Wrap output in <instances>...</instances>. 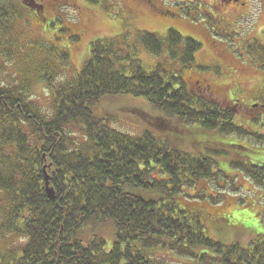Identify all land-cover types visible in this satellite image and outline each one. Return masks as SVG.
I'll return each instance as SVG.
<instances>
[{
	"label": "trees",
	"instance_id": "1",
	"mask_svg": "<svg viewBox=\"0 0 264 264\" xmlns=\"http://www.w3.org/2000/svg\"><path fill=\"white\" fill-rule=\"evenodd\" d=\"M25 15L11 0L0 1V71L9 57V28ZM118 38L90 43L68 81L56 83L61 68L39 74L46 108L25 79L0 77V264H264L263 233L246 244L207 237L193 201L213 199L203 183L221 195L231 175L215 169L208 144L195 154L181 148L184 136L193 144L195 131L238 134L262 145L264 134L237 127L233 106L189 89L183 71L193 66L198 42L173 29L164 40L143 33L138 42L164 57L145 69L131 58L130 42ZM121 95L145 99L157 112H129L149 127L138 135L115 129L114 116L94 111ZM171 129L180 135L173 141ZM236 167L264 185V163L243 157Z\"/></svg>",
	"mask_w": 264,
	"mask_h": 264
},
{
	"label": "rangeland",
	"instance_id": "2",
	"mask_svg": "<svg viewBox=\"0 0 264 264\" xmlns=\"http://www.w3.org/2000/svg\"><path fill=\"white\" fill-rule=\"evenodd\" d=\"M11 1L26 15L13 23L5 37L10 43L9 57L1 59L0 77L19 82L25 79L31 86L30 95L41 106L46 108L49 98L47 85L38 78L39 74L53 75L61 68L56 83L68 81L82 68L93 41L123 35L131 44V58L149 69L164 57L149 53L138 42L139 36L151 33L164 40L168 30L173 29L200 44L194 53L193 66L183 71L189 89L206 94L224 106H233L237 113L233 123L251 130L248 120L242 121L239 116L247 115L246 106L253 102L258 86L263 84L264 62L256 57L264 51V0H241L224 7L222 12L206 6L204 0H184L183 4L178 3L182 0H176L184 9H179L176 3L172 5L174 0H156L157 8H170L175 16L135 0H101L97 4L88 0H60V5L53 0H43V3L37 0L43 5L39 14L31 3ZM221 14L224 19H216ZM120 41L118 38L119 47L130 53ZM62 55L67 57L65 63L61 61ZM44 64L46 71L42 68ZM262 95L264 102V89ZM101 105L94 111H106L114 116L112 126L131 135H138L143 127H149L142 123L140 115L129 114L130 111L157 116L145 99L127 95L109 98ZM167 135L171 141L180 137L172 129ZM190 137L193 144L184 136L182 149L195 154L208 144L211 152L207 156L217 163L215 169L222 172V177L231 175L230 185L221 195L215 186L203 183L200 186L213 199L193 201L192 205L202 211L200 219L207 237L224 244L234 241L246 244L253 235L264 234V185L256 184L236 167L243 157L252 164L264 163V145L238 134L195 131Z\"/></svg>",
	"mask_w": 264,
	"mask_h": 264
},
{
	"label": "flooded vegetation",
	"instance_id": "3",
	"mask_svg": "<svg viewBox=\"0 0 264 264\" xmlns=\"http://www.w3.org/2000/svg\"><path fill=\"white\" fill-rule=\"evenodd\" d=\"M34 1V3L32 2V4L34 5H39L41 7V9H43V5L40 2H37V0H31ZM138 4L141 3H149L153 9H158L160 10L162 13L164 14H169V15H174V13H172V9L170 8H157V1L156 0H135ZM207 2L206 6L210 5L212 7V9H216L218 11L222 12V9L226 6H229L233 3H238L241 0H204ZM43 2V0H42ZM53 2L55 4H62L60 3V0H53ZM157 2V3H155ZM209 2V3H208ZM181 4L184 3V0L180 1ZM31 4V5H32ZM175 5V3H173ZM36 6V7H37ZM178 6V5H177ZM58 7V6H57ZM179 9H182L180 6H178ZM221 16V17H220ZM220 16H216V19L218 20H222L224 19V17L222 16V14ZM67 28V27H66ZM68 30H71L70 28H67ZM73 32V29L71 30ZM243 31V30H240ZM256 59H261L264 62V51L261 52ZM255 59V60H256ZM263 84L258 86L256 93L254 94L252 100L253 102L250 103L249 105L246 106V111H247V115H240L239 117H241L242 121H246L248 120V123L251 124V130L250 131H255V129L258 131L259 134L263 135L264 134V102H263V95H262V91L264 89V77H263ZM245 129V128H244Z\"/></svg>",
	"mask_w": 264,
	"mask_h": 264
},
{
	"label": "water",
	"instance_id": "4",
	"mask_svg": "<svg viewBox=\"0 0 264 264\" xmlns=\"http://www.w3.org/2000/svg\"><path fill=\"white\" fill-rule=\"evenodd\" d=\"M47 192H48V196L50 198H52L53 197V192L50 189H47Z\"/></svg>",
	"mask_w": 264,
	"mask_h": 264
}]
</instances>
